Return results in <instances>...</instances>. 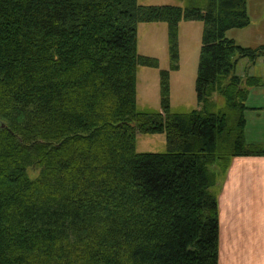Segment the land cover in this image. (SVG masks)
<instances>
[{
    "label": "trees",
    "instance_id": "16d2710c",
    "mask_svg": "<svg viewBox=\"0 0 264 264\" xmlns=\"http://www.w3.org/2000/svg\"><path fill=\"white\" fill-rule=\"evenodd\" d=\"M185 1L0 0V264H219L217 176L264 157L245 138L264 78L231 73L264 45L226 37L246 0ZM182 20L203 24L197 108L171 111L162 70L161 110L139 111L137 67L158 61L137 25H167L177 69ZM136 133H163L166 152H136Z\"/></svg>",
    "mask_w": 264,
    "mask_h": 264
},
{
    "label": "rangeland",
    "instance_id": "374dc122",
    "mask_svg": "<svg viewBox=\"0 0 264 264\" xmlns=\"http://www.w3.org/2000/svg\"><path fill=\"white\" fill-rule=\"evenodd\" d=\"M144 6L172 5L183 7L185 0H136ZM249 24L242 29H231L226 37L244 48L264 45V0H246ZM203 24L199 21L182 20L177 29V69H171L167 25L163 22L139 23L137 25V53L156 58L157 68L138 66L136 70V107L139 111H160V71L168 72L169 104L172 112L186 113L197 108L195 78L197 75ZM231 74L264 78V56L254 63L239 59ZM217 101V100H216ZM217 103H220L218 99ZM250 110L245 112L246 139L261 143L264 148V87L252 88L246 102ZM135 150L138 153L166 152L165 135L136 133ZM231 164V163H230ZM229 169V167H228ZM227 169V170H228ZM227 171L218 174L213 188L216 196L223 185ZM240 251V252H239ZM227 257L226 250L224 251ZM225 264H264V243L246 249H229Z\"/></svg>",
    "mask_w": 264,
    "mask_h": 264
},
{
    "label": "crops",
    "instance_id": "0c3cea01",
    "mask_svg": "<svg viewBox=\"0 0 264 264\" xmlns=\"http://www.w3.org/2000/svg\"><path fill=\"white\" fill-rule=\"evenodd\" d=\"M219 189V264H225L228 248L264 243V157L232 159Z\"/></svg>",
    "mask_w": 264,
    "mask_h": 264
}]
</instances>
